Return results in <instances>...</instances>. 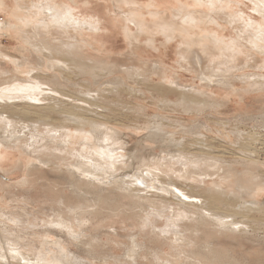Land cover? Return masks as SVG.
<instances>
[{
	"label": "bare ground",
	"instance_id": "1",
	"mask_svg": "<svg viewBox=\"0 0 264 264\" xmlns=\"http://www.w3.org/2000/svg\"><path fill=\"white\" fill-rule=\"evenodd\" d=\"M41 1L47 3L44 6L40 4L42 13L44 10L45 14L43 15L46 18L39 22L46 21L48 23L41 26L42 30L51 26L65 33H71V30L68 29H72L76 31L74 39L77 42L82 36L80 26L83 25L85 28L91 27L92 29L95 23L91 22L90 19L80 21V24L79 21L77 22L79 19L74 17L67 6L56 4L54 1L50 2V0ZM194 1L197 5L203 4L202 0ZM203 1L210 7L208 9L210 10L208 15L210 21H214V17L225 15L229 24L243 25L245 31L251 34L250 38H255V42L250 41V38L247 39L250 41L251 50L252 48L260 50V54L264 55V0H252L255 12L261 15V22L251 16L246 19L241 15L230 14L231 12L227 15V11L221 5L222 0ZM120 2L129 5L127 0H120ZM154 5L156 4L155 2L152 4V1L149 4L155 9L153 14L158 18L156 17L153 30H148L149 34H161L171 41L178 36V32L183 31V34L187 32L188 28L184 25L176 28L172 22L161 17V12L159 13ZM3 7L4 2L0 0V10ZM226 9L229 10L227 6ZM240 12L242 11L240 10ZM128 13V17L126 15L127 18L125 19L136 27V32H147L146 26L148 24L145 25V19L142 20L136 10H131ZM182 15H186L184 24L188 27H196L202 22V17L197 16L195 12H187ZM235 27L237 29L238 26ZM128 31L130 29L127 27L126 32ZM57 34L56 36H58ZM133 38L135 39L136 35ZM154 42L149 39V43L154 44ZM199 42L195 39H189V42L185 43L187 46L185 48L188 50L193 44L199 45L203 41L200 40ZM230 42L234 41L222 40L218 38V34H214L210 39L211 47L201 49L202 54L207 56L208 63L213 64L211 68L208 66L209 70H214L219 74V72H223L222 70L229 72L230 69L234 68L239 53L237 47L240 46L237 42ZM129 43L131 44V42ZM60 44L47 43L42 47L40 46L38 50L36 49L38 54H42L39 67L44 68L45 72H53V74L50 73L52 75L47 82L43 81L42 76H40L44 73L31 75L33 68L28 59H11L14 70L24 74L25 77L14 78L11 76L0 80V147L21 148L30 156L36 153L39 164L47 168H58L59 170V168L64 167L66 170L62 171L67 175L70 195L77 201L76 204H66L64 198L60 197L57 200L64 207L65 210L63 211L68 213L69 219L64 218L59 213L62 211V208L59 209V207L52 213L53 219L47 225L56 228L55 231L61 236L63 235L64 238L52 242L48 241V235L43 241L35 242V245L39 246L37 250H32L33 248H30L32 251L22 249V244L27 246L26 239L21 235L24 233V229L10 231L7 229L8 227L0 228V264H13L12 261H15V264H26V262L27 264H91L89 259L81 258L75 252V254L70 253L63 244L66 242L65 239L77 243L74 245L78 250L95 257L93 255L95 250L93 243L95 241L90 239L85 244L82 233L80 234L79 231L75 230V225H78L83 231L81 226L84 224L89 226L91 217L98 213L92 207L96 204L99 206L106 201L105 196L93 193L99 188L106 190L117 188L124 193L121 197L128 200L127 205L129 207L140 208L142 212L149 210L146 215H139L141 221L138 227L145 233L147 230H151V239L153 240H149V243L153 246L152 251L144 255L145 245L142 246L137 241V237L132 235V247L127 252V261L122 264H139L137 261L140 259H145L148 264L236 263L237 260L229 250V243L228 246L215 247V245L219 243L222 237H237L244 241L250 237L264 236V208L260 206L259 202L260 194L264 191V184L259 177H254L251 172H246L240 176L235 170V165L249 164L257 169L264 165L258 161L264 156V140L255 137L251 141H249L250 139L242 141L244 136L238 132V128L234 127L231 135H227L224 139L223 144H218L216 138L201 134V131L208 134L213 132L208 124L203 129L199 125L190 126L185 130L184 136L178 138L175 134L168 135L169 137L160 134L159 127L153 126V129L148 130L146 135L139 138L135 146L131 148L127 140L124 139L125 135L115 129V127H123L121 125L123 123H118L117 118H112V116L122 114L120 109L115 106L118 101L114 102L112 96L119 97L121 93H133L136 87H129L128 81L126 82L122 77H116L106 82V87L100 88L104 84L101 83V79L105 73L109 75L120 73L131 78V80L133 76L135 78L142 77L138 80H132L133 83L137 84L138 92H143L144 89L151 94L155 101L158 96L161 98L159 103L164 107L172 106L173 110L181 108L185 111H191L190 109L197 110L196 108L204 106L213 109L216 97L211 95L214 94L211 91L212 85L221 86L228 84V82L222 80L223 83H221V80L215 81L208 78L206 88L203 91L197 90L195 93L180 87V82H176V79L174 81L166 79L169 84L168 87L162 86L159 89L154 87V89L145 83L150 78L146 64L143 65L144 69H141L140 72L138 67L132 68L131 71L128 69L121 71L116 64L88 59L82 51L85 49V47L83 49V44L69 45L65 42ZM41 49L47 50L48 55L43 54ZM211 50L213 52H210ZM242 50L239 54L243 53ZM197 58L199 57L197 56ZM88 61L91 63L89 64ZM253 65L264 71V60L259 64L253 61ZM69 76H75V79H77L76 76L92 79V84L96 90L84 86L85 89L81 90L80 95L77 94L78 97L63 93L65 90L60 89L63 85L60 81L69 82ZM218 76L222 77L223 74ZM250 77H254L256 80L244 82L248 85L249 90L254 93H264V75L254 73L247 76V78ZM141 81L143 83H140ZM1 86L4 87L1 88ZM44 86H47V89H43ZM105 92L107 94H104ZM57 95L67 97L75 103L81 102L87 107H79L74 103L71 109L63 108L64 102L59 100ZM168 95L176 96L177 101L172 103ZM41 102H47V104L44 103L46 106L43 103L44 106H42ZM50 102L54 103L50 104ZM130 110H128V114ZM106 114L111 115V117L106 116ZM133 122H136L135 119ZM130 127L134 129L132 125H129ZM257 141L260 143L257 144ZM148 143H156L157 145L158 143H165V146L159 148L161 150L157 154L154 152V148L147 145ZM50 149L52 150L50 151ZM39 153H42L43 156H39ZM46 156H48L47 159L42 158ZM142 192L149 195H139ZM85 194L92 198L91 202L94 201L96 204L89 205L90 201L87 200L86 196H83ZM243 197L249 198L251 201L244 202ZM122 205L124 206V204ZM22 218L25 219L21 216H8L0 213V222H6L8 225L13 224L17 228L18 226L22 228L25 222H22ZM27 218L29 219V217ZM155 218L161 219L160 221L165 219V222H162L161 226H155L153 225ZM9 229L12 227L10 226ZM43 231L46 232L47 228ZM236 242L240 245L239 241ZM164 246L168 247V252L163 250ZM8 250L9 252H7ZM147 255L150 256L149 260L145 257Z\"/></svg>",
	"mask_w": 264,
	"mask_h": 264
},
{
	"label": "rangeland",
	"instance_id": "2",
	"mask_svg": "<svg viewBox=\"0 0 264 264\" xmlns=\"http://www.w3.org/2000/svg\"><path fill=\"white\" fill-rule=\"evenodd\" d=\"M52 1L56 4L67 6L74 14V17L79 19L77 22L79 21L80 24V21H88L90 19L91 22H95L96 24L94 23L92 29L91 27L88 29V27L85 28L83 25L80 26L82 36L78 39L80 41L77 40V42H75L74 34H76V31H73L72 29H68L71 30V33H65L64 31L52 28L51 26L49 28L45 27L43 30L41 29V26L48 24L46 21L40 23L46 18V16L43 15L45 14L44 10L42 13V6L45 4L47 5V3H42L41 0H3L4 7L0 10V60H4L2 62L0 61V71L2 69L0 72V80L11 76H14V78L25 77L24 74L15 71L11 63L12 60H20L23 58L26 60L28 59L31 63L30 65L33 68L31 75L34 73H44V75L40 76H42L43 81L47 82L50 80V76L53 72L46 71V73L44 68L42 69L39 67L42 54H38V48L47 43L53 45H61L60 43L64 42L67 44L69 43V45L83 44V49L84 47L85 49L82 51L86 54L88 59L116 64L121 71L126 69L131 71L132 68L138 67L140 72L141 69H144L143 65L146 64L147 69H149L150 78H148L145 83L153 88L155 87L159 89L162 86L168 87L169 84L167 82L176 79V82H180V87L185 88L189 92L197 93V90L203 91V89L206 88L205 85L208 83V78L215 81L221 80V83H223L222 80L228 82V84H222L221 86L212 85L211 91L214 94L211 95L212 97H216V103L213 109L208 106L202 108L198 107L196 108L197 110L190 109L191 111L175 108L176 112L173 110L172 106L164 107L159 103L161 98L158 96H155L157 98L155 101L151 94L144 89L143 92L137 91V84L133 83L132 80H138L142 77L135 78V76H133V79L131 80V78L120 73L111 75L105 73L101 79V83L104 84H102L100 88H104V86L106 87V82L116 77H122L126 82L128 81L129 84L127 85L129 87H136V90H133V93H121L119 97L115 95L112 96L114 102L118 101L115 106H117L122 113L120 115L112 116V118H117L118 123H123L121 124L123 127H115V129L119 130L122 135H125L124 139L129 143V147H134L139 138L146 135L148 130L153 129V126L159 127L161 131L160 134H165L166 136L175 134L176 138H178L184 136L185 130L190 128V126L199 125L201 126V129H203L208 124L211 126V131L213 130V132L208 134L201 131V134L203 133L206 137L216 138L218 144H223L224 139L227 135H231L234 127L238 128V132L244 136L242 141H245V139H250L249 141H251V139L255 137L264 140V127H261L264 126V93L251 92L248 85L244 83L248 82V80H250L249 82L256 80L254 77L247 78V76L254 73L264 75L262 69H258L253 65V61L258 64L261 63L264 60V55L262 53L260 54V50L253 48L251 50V45L249 44L250 41L255 42V38H250L251 34L245 31L243 25L229 24V20L225 15H222V17H214V21H210L208 19V15L210 14V10L208 9H210V7L209 5L207 6L203 0L202 2L204 5H197L194 0H127L129 5L120 2V0H50V2ZM151 1L152 4L155 2L156 5L154 6L159 13L161 12V17L165 18L168 22H172L176 25V28L184 25L188 28L187 32L184 34L183 31L180 33L178 32V36L171 41L170 39L164 38L161 34H149L148 30H153V25L155 24L157 17L153 14L155 9L149 6ZM221 5L224 7V10L227 11V15L231 12L230 14L235 16L241 15L246 19L248 16H251L259 22L262 20L261 15L255 12L252 0H222ZM226 6L230 11L226 9ZM37 7L39 8L37 9ZM131 10H136L141 19H145V25H149L146 26L147 32L137 33L136 27L133 26L132 23L126 21L125 18L128 17V12ZM240 10L242 12H240ZM187 12H195L197 16L202 17V22L196 25V27H188L184 24L186 22V15H182ZM126 15L127 17H125ZM175 19L179 20L176 21ZM235 26H238L237 29ZM127 27L130 29L128 32H126ZM56 34L59 37L56 36ZM214 34H218V38L222 40L237 42L238 46L241 47H237L239 53L243 49L242 54L238 53L234 68L230 69L229 72H224V70H222L223 72H219L218 74L214 70H209L208 66L211 68L213 64H209L207 56L202 54L201 49L211 47L210 39ZM135 35L136 38L134 39L133 36ZM152 36L155 37L153 38ZM148 38L151 39L152 42L155 41L154 44L149 43ZM249 38L250 41H247ZM189 39H195L198 43H200V40L203 42L199 45L193 44V46L188 49L190 51L187 52L188 50L186 49L187 46L185 43L189 42ZM129 42H131V44ZM132 42L135 43L132 44ZM134 44L135 46H133ZM44 50L45 49H41V52L48 55V51ZM210 52L213 51L211 50ZM197 56L199 58H197ZM88 63L90 64L91 62L88 61ZM66 72L69 71L66 70ZM220 74H223V76L219 77L218 75ZM74 77L75 76H69V82L63 80L60 81V83H63V85L61 84L62 88L60 89L65 90L63 93L67 95L69 94V96L72 97H78L77 94L81 93V90H84L85 87H90L91 89L96 90V87L92 84V79L83 76L79 78L76 76L77 79ZM140 83L143 82L141 81ZM3 87L4 86H1V88ZM43 89H47V86H44ZM207 92L209 91L207 90ZM104 94L107 93L105 92ZM168 96L172 103L177 101L176 96ZM57 98L64 102L63 108L71 109L73 107L72 104L75 103L70 101L71 99L67 97H60L57 95ZM54 102H50V104H53ZM42 103L47 104V102H41V104ZM43 104L42 106H46V104ZM75 104L79 105V107H87L86 104L81 102ZM167 109L169 110L167 111ZM128 110H130L129 114ZM106 116L111 117V115L107 114ZM134 119L136 122H133ZM156 120H160V122L158 123ZM129 125H132L134 129L131 127L129 128ZM258 143L260 142L257 141V144ZM164 144L165 143H158V145H161L158 146L156 143H148L147 145L154 148V152L158 154L161 150H159V148L165 146ZM7 147L9 146L0 147V213L8 216L24 217L25 219L22 218V222H25L22 225V228L19 226L18 228L14 227L13 224V226L11 224L8 225L6 222H0V228L8 227L7 229L10 231L24 229V233H21V235L26 239L28 247L25 244H22L21 247L23 250L29 251L37 250L39 246L35 245V242L38 240L43 241L48 235V241L52 242L59 238H64L63 235L61 236L55 231L56 228L48 226L47 223L53 219L52 213L59 207V209L62 208V211L59 213L62 214L64 218L69 219L68 213L63 211L65 210L64 207L57 202L60 197L66 200V204H76L77 200L70 195V185L67 182V175L62 171L66 169H64V167L59 168V170L58 168H47L46 166L39 164L37 159L38 154L34 153L35 155L33 154L30 156L22 151L23 149L21 150V148L14 146ZM51 150L52 149H50V151ZM39 156H43L42 153H39ZM42 158L47 159L48 156ZM258 161L264 164V156L263 158H259ZM33 166L36 168L35 170ZM235 170L240 176H243L246 172H251L254 177H259L264 184V165L260 166L258 169L249 164L235 165ZM93 193L105 196L104 198L106 201L98 206L94 201L91 202L92 198L87 194L83 195L86 196L88 201H90L89 205L96 204L92 208L98 211V213L91 217V224H89V226L88 224L81 226L83 231L78 225H75V230L79 231L80 234L82 233V239L85 244H87V241L90 239L95 241V243H93L95 246L93 255H95V257L82 253L83 251L78 250L75 246L77 243L69 242L66 239L63 246L68 249L70 253H77L81 258L85 257L84 259H89L88 261H91V264H122L124 261H127L126 255L128 250L132 247L131 239L133 236L135 238L137 237V241L142 246L145 245L146 252H143L144 255L150 253V251H152L151 248L153 247L149 243V240H153L151 239V230H147L146 234L138 227L140 226L141 221L139 215H146L149 210L147 212H142L140 208H132L131 206L130 209L127 205L128 200L121 197L124 193L117 188H111L109 190L99 188ZM139 195L148 196L149 194H144V192H142V194L139 193ZM243 199L244 202L251 201L249 198L243 197ZM259 202L260 206H263L264 208V191L260 194ZM122 204H124V206ZM92 208H90V210H92ZM27 217H29V219ZM27 220H30V225ZM160 220L161 219L155 218V223L153 225L161 226V223L165 222V219L162 221ZM10 226L12 229H9ZM45 228H47L46 232L43 231ZM236 241H239L240 245H238ZM228 243L231 255L237 260V262L233 264H264L263 235L250 237L244 241L237 237H222L215 247L228 246ZM30 248L33 249L31 250ZM163 250L165 252L169 251L167 246H164ZM7 252H9V250ZM145 257L148 260L150 259V256L148 255ZM147 262L148 261L145 259L137 261L139 264H148ZM12 263L15 264V261H12Z\"/></svg>",
	"mask_w": 264,
	"mask_h": 264
}]
</instances>
